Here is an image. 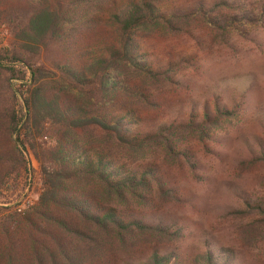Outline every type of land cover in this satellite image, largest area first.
Here are the masks:
<instances>
[{
    "label": "trees",
    "instance_id": "1",
    "mask_svg": "<svg viewBox=\"0 0 264 264\" xmlns=\"http://www.w3.org/2000/svg\"><path fill=\"white\" fill-rule=\"evenodd\" d=\"M70 1L29 0L27 17L10 13L8 20L15 40L6 50L12 55L8 60L0 54V71L9 75L5 81L11 99L21 101L23 108L18 112L13 105L0 111V187L15 170L31 169L28 145L41 163L43 189L26 212L16 210L0 220V264L180 263L181 252L161 237L169 231L159 214L135 210L130 202L120 204L136 187L166 184L161 166L129 164L109 144L136 149L156 140L168 142V135L198 120L192 111L184 121L157 122L153 128L149 111L126 101L130 96L137 105L157 106L148 85L133 74L168 77L174 67L157 69L138 62L136 37L186 14L166 17L160 10L165 0H127L122 6L118 0H97L113 7L112 23L120 39L104 38L102 50H94L88 46L95 39L91 29H101L103 17L80 18L92 0ZM51 45L55 57L42 59ZM215 109L218 117L228 114L217 103ZM209 116L206 110L204 120ZM47 126L55 128L53 142L48 149L38 148L37 138ZM88 130L99 131L104 146L84 147L78 136ZM167 147L172 150L173 144ZM250 204L259 215L264 213L261 204ZM237 256L231 248H216L208 238L201 257L203 264H233Z\"/></svg>",
    "mask_w": 264,
    "mask_h": 264
},
{
    "label": "rangeland",
    "instance_id": "2",
    "mask_svg": "<svg viewBox=\"0 0 264 264\" xmlns=\"http://www.w3.org/2000/svg\"><path fill=\"white\" fill-rule=\"evenodd\" d=\"M30 7L29 0H0V54L7 60L12 55L6 50L15 40L8 20L13 14L24 19ZM84 7L80 18L98 16L104 21L101 29H91L95 39L88 46L102 50V39H120L112 23L113 7L97 0ZM5 8L8 14L1 13ZM160 10L168 18L174 13L186 17L136 37V60L157 69L171 64L174 68L168 77L134 73L136 81L145 82L155 95L157 106L137 105L130 96L127 104L149 111L153 128L157 122L184 121L192 111L198 120L168 135V142L156 140L136 149L108 143L129 164L160 165L167 180L162 187L155 183L136 187L120 204L130 202L135 210L162 217L169 235L161 237L184 258L170 264H203L208 238L216 248H231L239 256L233 264H264V213L259 215L250 204L264 208V0H165ZM52 48L56 49L51 45L42 59L53 60ZM7 76L0 71V111L14 105L21 112L22 102L11 99ZM13 84L19 87L20 81ZM216 103L228 114L218 117ZM54 131L47 126L45 135L37 138L38 148L48 149ZM78 138L84 147L105 144L96 130L83 131ZM170 143L172 150L167 147ZM26 152L31 169L15 170L0 187V220L16 210L26 212L42 192L41 163L28 145ZM3 173L0 166V176Z\"/></svg>",
    "mask_w": 264,
    "mask_h": 264
}]
</instances>
